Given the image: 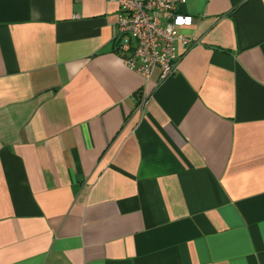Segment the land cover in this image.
<instances>
[{
	"label": "crops",
	"instance_id": "obj_1",
	"mask_svg": "<svg viewBox=\"0 0 264 264\" xmlns=\"http://www.w3.org/2000/svg\"><path fill=\"white\" fill-rule=\"evenodd\" d=\"M117 11L0 0V264H264V0H186L149 82Z\"/></svg>",
	"mask_w": 264,
	"mask_h": 264
},
{
	"label": "built area",
	"instance_id": "obj_2",
	"mask_svg": "<svg viewBox=\"0 0 264 264\" xmlns=\"http://www.w3.org/2000/svg\"><path fill=\"white\" fill-rule=\"evenodd\" d=\"M114 49L124 64L146 82L155 76L162 81L173 75L181 58L193 46L182 28L193 22L180 11L186 0H115ZM144 91L138 109L147 103Z\"/></svg>",
	"mask_w": 264,
	"mask_h": 264
}]
</instances>
